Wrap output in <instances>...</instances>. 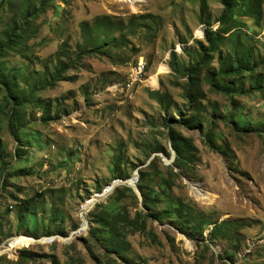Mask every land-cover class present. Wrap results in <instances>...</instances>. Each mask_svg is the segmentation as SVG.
Returning <instances> with one entry per match:
<instances>
[{
	"label": "rangeland",
	"instance_id": "rangeland-1",
	"mask_svg": "<svg viewBox=\"0 0 264 264\" xmlns=\"http://www.w3.org/2000/svg\"><path fill=\"white\" fill-rule=\"evenodd\" d=\"M222 11L220 0H0V43L20 38L0 57V264H264V2L226 26ZM206 34L216 49L191 81ZM238 61L248 70L218 77ZM181 112L183 155L166 163L167 121ZM137 170L148 206L120 186L80 232L82 205ZM225 222L228 237H210ZM22 235L55 241L11 250Z\"/></svg>",
	"mask_w": 264,
	"mask_h": 264
},
{
	"label": "trees",
	"instance_id": "trees-1",
	"mask_svg": "<svg viewBox=\"0 0 264 264\" xmlns=\"http://www.w3.org/2000/svg\"><path fill=\"white\" fill-rule=\"evenodd\" d=\"M220 2H221V5L223 7V11L221 13L219 23L221 26H226L230 21L234 20V18L236 16L235 13L238 10L241 11L243 13V15H249L250 14V15H255L257 17H260L262 14V5H263L264 0H220ZM88 27H89L88 24H83L82 29L84 30ZM15 39L18 40L20 38L17 35H15L13 37L9 36L7 38V40L0 43V57H2V54L4 51H10L11 45L13 44L12 41ZM205 40H206L205 41L206 45H203L202 43L200 44L201 45V58H200L199 62L196 63L195 66L189 71L188 77L191 79V81H194L195 78H197L199 73L201 72L202 67L209 63V61L212 57V54L214 53V51L216 49V45L214 43V40L212 39V37L210 35L206 34ZM92 51H98V50H91L88 53H91ZM246 70H248V68L242 62L238 61V62H236V65H235L233 70L223 72V73L219 74L218 77H221V76L222 77H228L231 75L232 76H239L242 73H244V71H246ZM214 76H215V74L213 75V77ZM213 86H212V88L214 89ZM13 108L14 107H12V110H13ZM186 116H187L186 112H181L179 119H176L173 117L170 119V122L167 121V125H168L169 131H170V138H171L172 144L174 145V147L177 151V154H178L177 158L175 160V162H177V163L179 162V159L183 155V151L181 150V144H183V142L185 140L179 136V133L175 129L174 124H176V123L181 124V125L187 124L186 120H185ZM205 138H206L207 145L209 146V148L212 151L222 152L223 154H229V152L231 151V148H226V149L221 151L220 148L215 143V141L213 140V138H211L210 136H207ZM157 158L158 157H155V159L150 163L149 166L153 165V163L156 161ZM178 165H179V163H178ZM144 178H145L144 172L140 170V182ZM128 189L130 191L133 190L130 187ZM116 191H119V188H117ZM143 204L148 206V199L147 198H145L143 200ZM146 217H148L149 219H156L150 213H147ZM96 218L97 217L95 216L94 221L96 220ZM186 224H187V222L181 223L180 231L182 233L185 232ZM224 225H227V223L226 222L225 223H218V224L216 223V225L210 231V237L215 238L218 235H221V236L223 235L224 237L227 238L228 235L226 234V232H223L219 229V228L224 227ZM234 226L237 227L240 225H237V223H236ZM194 230L199 231V232H203L201 230L200 225H195L192 227V229L189 233L190 236H194V233L192 232Z\"/></svg>",
	"mask_w": 264,
	"mask_h": 264
},
{
	"label": "bare ground",
	"instance_id": "bare-ground-1",
	"mask_svg": "<svg viewBox=\"0 0 264 264\" xmlns=\"http://www.w3.org/2000/svg\"><path fill=\"white\" fill-rule=\"evenodd\" d=\"M129 1V3L132 5V7L134 9H137V4L145 1V0H127ZM170 162V161H169ZM192 190L193 192H195V194L198 196L199 199L201 200H210L213 201L214 197L216 196L214 193L209 192L207 190H203L198 188V185L196 183L192 184ZM101 195V194H100ZM97 196V195H96ZM92 197L89 200H87L83 205H82V211H81V217L83 218L84 222H86L87 216L89 214V212L96 206V204L103 198L105 197ZM84 224V223H83ZM82 228L85 231H88L89 229V223L88 224H84L82 225ZM53 238H47V239H43V240H37L35 238L32 237H28V236H19L17 238L14 239L12 245L10 246L11 250H15V249H20V248H30L33 245H38V244H43L45 242H50ZM69 241V240H66ZM186 244H189V242H186Z\"/></svg>",
	"mask_w": 264,
	"mask_h": 264
},
{
	"label": "water",
	"instance_id": "water-1",
	"mask_svg": "<svg viewBox=\"0 0 264 264\" xmlns=\"http://www.w3.org/2000/svg\"><path fill=\"white\" fill-rule=\"evenodd\" d=\"M173 149V156L171 157L170 160H168L167 158L164 160L166 163H172L175 161V158H176V151L175 149L172 147ZM158 154H154L153 158H151V160L149 161L148 165L155 159V157L157 156ZM170 161V162H169ZM139 171L140 170H137L133 176L132 179L128 180V181H119V180H116L112 185L108 186L107 189H105L104 193L102 195H97L96 197H109L111 196L115 191L116 189L119 187V186H128L130 188H132L141 198V201H143V196L142 194L140 193L139 189L137 188V185H136V182L140 176L139 174ZM193 183H196V182H193L191 181V184ZM84 224H88V221L84 222ZM83 224V225H84ZM80 232L84 231L83 228H81L79 230ZM55 241L54 239H52L50 242H53Z\"/></svg>",
	"mask_w": 264,
	"mask_h": 264
},
{
	"label": "built area",
	"instance_id": "built-area-1",
	"mask_svg": "<svg viewBox=\"0 0 264 264\" xmlns=\"http://www.w3.org/2000/svg\"><path fill=\"white\" fill-rule=\"evenodd\" d=\"M148 68V63L145 60H141L137 67L133 70V82H132V86H136L137 83L141 82L142 78L144 77V75L146 74Z\"/></svg>",
	"mask_w": 264,
	"mask_h": 264
}]
</instances>
